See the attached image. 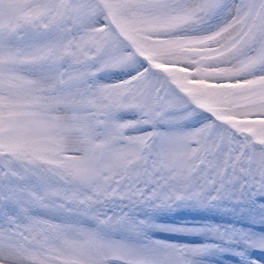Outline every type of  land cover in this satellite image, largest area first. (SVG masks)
<instances>
[{"label": "snow or ice", "instance_id": "snow-or-ice-1", "mask_svg": "<svg viewBox=\"0 0 264 264\" xmlns=\"http://www.w3.org/2000/svg\"><path fill=\"white\" fill-rule=\"evenodd\" d=\"M0 264H264V0H0Z\"/></svg>", "mask_w": 264, "mask_h": 264}, {"label": "rangeland", "instance_id": "rangeland-1", "mask_svg": "<svg viewBox=\"0 0 264 264\" xmlns=\"http://www.w3.org/2000/svg\"><path fill=\"white\" fill-rule=\"evenodd\" d=\"M229 259H231V258H229Z\"/></svg>", "mask_w": 264, "mask_h": 264}]
</instances>
